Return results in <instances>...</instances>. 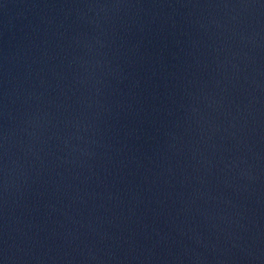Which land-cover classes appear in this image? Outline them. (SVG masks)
Listing matches in <instances>:
<instances>
[{
  "label": "water",
  "instance_id": "water-1",
  "mask_svg": "<svg viewBox=\"0 0 264 264\" xmlns=\"http://www.w3.org/2000/svg\"><path fill=\"white\" fill-rule=\"evenodd\" d=\"M0 264H264V0H0Z\"/></svg>",
  "mask_w": 264,
  "mask_h": 264
}]
</instances>
